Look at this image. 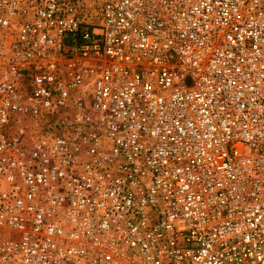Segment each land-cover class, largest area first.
Here are the masks:
<instances>
[{
	"label": "built area",
	"instance_id": "obj_1",
	"mask_svg": "<svg viewBox=\"0 0 264 264\" xmlns=\"http://www.w3.org/2000/svg\"><path fill=\"white\" fill-rule=\"evenodd\" d=\"M0 264H264V0H0Z\"/></svg>",
	"mask_w": 264,
	"mask_h": 264
}]
</instances>
